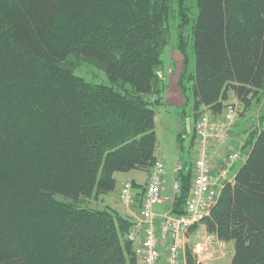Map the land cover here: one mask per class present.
Listing matches in <instances>:
<instances>
[{
    "label": "trees",
    "instance_id": "16d2710c",
    "mask_svg": "<svg viewBox=\"0 0 264 264\" xmlns=\"http://www.w3.org/2000/svg\"><path fill=\"white\" fill-rule=\"evenodd\" d=\"M183 1L0 0V264H137L131 222L90 202L114 192L115 174L156 161L162 55L174 4L188 22ZM196 6L194 70L177 74L195 120L220 115L230 95L245 108L262 102L241 166L199 225L232 244L230 264H264V0ZM83 66L105 82L76 75ZM178 180L173 215L191 171ZM185 264H198L189 247Z\"/></svg>",
    "mask_w": 264,
    "mask_h": 264
},
{
    "label": "built area",
    "instance_id": "2783aa9c",
    "mask_svg": "<svg viewBox=\"0 0 264 264\" xmlns=\"http://www.w3.org/2000/svg\"><path fill=\"white\" fill-rule=\"evenodd\" d=\"M239 116L236 106L230 105L219 119H208L201 116L194 129L195 159L191 168V182L184 212L173 215L171 212L159 216L153 214V209L162 201L161 191L165 167L161 160L153 164L148 182L144 188L136 230H131L127 240L136 244L134 248L137 264H185L184 252L189 237L198 234V241L193 245L192 252L198 260H207L209 249L215 238L206 233L198 223L206 217L217 201L220 188L239 159V151L229 153L221 165L214 170L212 155L214 149L224 144L231 135V128ZM180 165L175 169L178 173ZM179 192V184L174 183L173 195ZM122 206L132 204V187L125 184L119 195ZM197 226L195 231L192 228ZM142 232V238L137 240V233ZM215 239V240H214ZM164 253V254H163Z\"/></svg>",
    "mask_w": 264,
    "mask_h": 264
},
{
    "label": "rangeland",
    "instance_id": "374dc122",
    "mask_svg": "<svg viewBox=\"0 0 264 264\" xmlns=\"http://www.w3.org/2000/svg\"><path fill=\"white\" fill-rule=\"evenodd\" d=\"M183 5L186 9L187 15H188V22L181 26L183 22L180 20L177 9L178 6L174 4V12L173 17L170 22V42L169 45L164 49L163 55H162V62H163V70L161 73V78L163 80V85L165 88V92L167 91L168 87L176 82L175 73L177 72V67H186L188 70L193 71L194 70V58L191 55V28L193 26V22L195 20V17L197 15V6H196V0H184ZM179 25L182 27L180 28ZM183 31L184 39L187 44V48H185V53L183 55L180 54V52L177 50L178 45V31ZM184 61V64H183ZM76 75L83 76V78L89 82L92 83H103L102 76L103 74L98 72L96 69L92 67H79V70L77 69L75 72ZM104 78V76H103ZM103 81V82H102ZM233 104H236L238 106L239 110V116L234 121L232 128H231V135L234 134L236 131L237 135V143L238 146L234 148L235 150L238 149L239 151V159L236 163V166L233 169V173L236 172L239 167L242 164V158L245 156V153L247 152L242 147L248 143L249 135L252 133L255 129L260 128L259 123V117L262 110V102L257 103L256 101H252V104L249 108H245L244 105L240 104L237 101L230 102ZM157 112H161L160 108L157 109ZM164 112H161V114ZM182 116V117H181ZM206 116V115H205ZM165 117L169 118V121H174L175 119H179L180 121V132L182 129L183 132V143H182V149L179 150L178 148V141H177V133L173 137V133L171 129L168 131L164 130L163 132H158L159 137V144L161 151L165 154L167 157L166 162H164L165 166V174L163 177V184L162 189L164 185L166 187L171 183L172 179V169L175 162H180L179 164L184 165L183 172L184 174H187L188 168L190 169L192 166V163L195 158L194 151L190 152V149L192 150L193 144L190 148V143L192 139L193 134V115H192V104L186 105L183 108L180 109H171L169 107V110L167 111V114ZM208 117V116H206ZM200 118V117H199ZM197 119V121L199 120ZM208 119L213 120V116H209ZM219 119V118H217ZM174 125V122L171 124V127ZM184 127V128H183ZM229 137V139H230ZM229 141V140H227ZM234 149L232 151H234ZM177 156V157H176ZM123 188V187H122ZM173 188V187H172ZM121 192V190H120ZM119 192V195H120ZM162 194V191H161ZM162 197V195H161ZM163 202V199L161 203ZM160 205V204H159ZM158 206V205H157ZM215 240V239H214ZM198 241V234H193L189 237L188 246L191 248L193 245ZM228 243H222L218 240L213 241V244L211 245V248L209 249L208 258L207 260H202L200 258L198 261L201 264H230L231 257L233 254V246ZM186 247V249H187ZM193 253V252H192Z\"/></svg>",
    "mask_w": 264,
    "mask_h": 264
},
{
    "label": "crops",
    "instance_id": "0c3cea01",
    "mask_svg": "<svg viewBox=\"0 0 264 264\" xmlns=\"http://www.w3.org/2000/svg\"><path fill=\"white\" fill-rule=\"evenodd\" d=\"M177 69L178 70L175 73L176 74L175 75L176 82L172 86L170 85L168 87L167 91L164 92V101L162 103V106L159 107L161 112H164V113L161 114V112H157L158 111L157 110L156 111V117H155V134H156V139H157L155 157H156V159H160L163 162H166L167 157L161 151V148H160L159 137H158L159 129L161 132H163L164 130L168 131L169 129H171V131L173 133V137L176 133L178 136L180 134V127H179L180 121H179V119L177 118L174 121L170 122L169 118L165 117V116L167 114V111L169 110V107H171V109L173 108L176 110V109H180V108H183L186 106L184 97L182 96L181 91H180L178 84H177V74L182 70V67H177ZM234 101H236V100L234 99L233 96L230 95L229 101L227 103L230 104V102H234ZM189 104L190 103H188V105ZM202 111H203L202 113L207 114L209 116H212L210 114V112H208L206 110H202ZM219 116L220 115L213 116V117H214V119H217V118H219ZM173 122H174V125L171 127V124ZM193 122H194V124H193V134L192 135H194V126H195V122H196L194 117H193ZM236 138H237V135H236V131H235L234 134H232V136L230 137L229 141H227L223 145H219L215 148L214 153H213L212 158H211L215 171L221 165L222 161L226 158L227 154H229L234 148H236L238 146ZM192 143H194V142L191 141L190 148L192 146ZM194 148H195V143L193 144L192 150L190 149V152L194 151ZM245 156L242 158V160H244ZM179 163L180 162L174 163L173 169H172V175L173 176L171 179V183L167 187L165 185V180H164V185H163L162 194H161L163 202L160 203V205L158 204V206L156 205L154 207L153 214L155 216H159V215H162L164 213L171 212L172 204H173V189H172V187H173V184L175 183V181L178 180V175L180 173H183V169H184V165H181ZM177 165H181V172L179 174L175 173V168ZM235 166H236V164L234 165V167ZM234 167L232 168V170L230 171V173L228 175L229 183L233 181L234 175L237 172L236 171L233 173ZM188 171H189V168H188ZM148 176H149V172L146 173V172H141V171H131V172L126 173V174H115L114 178L116 181V188H115L114 192H112L111 194H109L107 196L99 198L97 201L90 202L91 206L95 207V208L109 207V208L115 210L122 217L127 218L131 222L132 230H136L137 224H138V217H139V207H140V203H141V199H142V195H143V190H144V188L147 184V181H148ZM125 183H130L132 186V204L130 207L122 206L119 202V192ZM139 230H140V233H137L138 236H136L137 240H140L142 238L141 229H139ZM229 244L232 246L231 243H228L227 245H229ZM132 245H133V249H134L136 244H132Z\"/></svg>",
    "mask_w": 264,
    "mask_h": 264
}]
</instances>
